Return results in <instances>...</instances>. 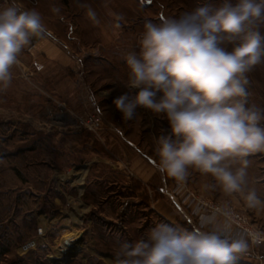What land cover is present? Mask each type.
<instances>
[{
	"label": "rangeland",
	"instance_id": "374dc122",
	"mask_svg": "<svg viewBox=\"0 0 264 264\" xmlns=\"http://www.w3.org/2000/svg\"><path fill=\"white\" fill-rule=\"evenodd\" d=\"M28 1L42 15L47 43L20 54L0 91V264H114L117 245L160 222L191 230L206 215L223 221L221 211L264 232V150L228 162L245 170L243 193H226L196 168L177 182L157 168V138L170 132L165 117L140 108L126 120L113 103L129 90L123 55L138 44L145 20L222 0ZM247 75L249 105L264 108V60ZM38 227L42 242L23 251ZM68 238L74 246L62 251ZM240 264H264V244L252 245Z\"/></svg>",
	"mask_w": 264,
	"mask_h": 264
},
{
	"label": "clouds",
	"instance_id": "9594fccd",
	"mask_svg": "<svg viewBox=\"0 0 264 264\" xmlns=\"http://www.w3.org/2000/svg\"><path fill=\"white\" fill-rule=\"evenodd\" d=\"M87 15L98 23L93 10ZM262 24L264 0H222L145 20L138 44L123 55L129 90L113 103L126 120L140 108L165 117L170 132L155 148L163 176L182 182L196 168L226 193H243L245 170L232 171L228 162L264 150V108L249 105L247 75L264 60ZM47 33L39 11L0 0V91L10 86L20 54ZM245 200L250 208L260 203L255 191ZM221 215H206L191 230L160 222L146 237L117 245L114 264H240L252 245L264 244V232L234 231L232 215Z\"/></svg>",
	"mask_w": 264,
	"mask_h": 264
},
{
	"label": "built area",
	"instance_id": "2783aa9c",
	"mask_svg": "<svg viewBox=\"0 0 264 264\" xmlns=\"http://www.w3.org/2000/svg\"><path fill=\"white\" fill-rule=\"evenodd\" d=\"M34 46H31L30 49H32ZM97 122L99 121L98 118H96L95 120H93V122ZM218 209V207H217ZM212 213V212H210ZM233 217V221L237 222V224L240 226L241 231L243 232V230H248L247 228L245 229V225L242 224L240 222V215H234L233 213H230ZM37 236L35 238L30 239L29 241H27L23 246L22 249L23 251H30V250H34L35 248H37V246L42 242V239L45 237V232H44V227H38L37 229Z\"/></svg>",
	"mask_w": 264,
	"mask_h": 264
},
{
	"label": "crops",
	"instance_id": "0c3cea01",
	"mask_svg": "<svg viewBox=\"0 0 264 264\" xmlns=\"http://www.w3.org/2000/svg\"><path fill=\"white\" fill-rule=\"evenodd\" d=\"M20 2L22 3V6H23V8L25 9V10H28V9H31L30 8V2L28 1V0H20ZM33 9V8H32ZM47 38V36H45L44 38H34L33 39V41L32 42H34L35 43V45L37 46V45H39V44H46L47 42V40H44V39H46ZM21 56H23L22 58L25 60L26 58H28L27 56L28 55H21ZM82 180H83V178H82Z\"/></svg>",
	"mask_w": 264,
	"mask_h": 264
},
{
	"label": "bare ground",
	"instance_id": "6f19581e",
	"mask_svg": "<svg viewBox=\"0 0 264 264\" xmlns=\"http://www.w3.org/2000/svg\"><path fill=\"white\" fill-rule=\"evenodd\" d=\"M81 180H82V177L79 178V181H81ZM74 241H75V239L68 238L65 242H63L62 251L72 250V248L74 246Z\"/></svg>",
	"mask_w": 264,
	"mask_h": 264
}]
</instances>
